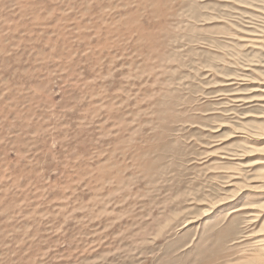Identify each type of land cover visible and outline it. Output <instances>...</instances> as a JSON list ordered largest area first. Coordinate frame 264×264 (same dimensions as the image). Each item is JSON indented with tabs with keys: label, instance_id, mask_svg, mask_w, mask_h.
<instances>
[{
	"label": "rangeland",
	"instance_id": "rangeland-1",
	"mask_svg": "<svg viewBox=\"0 0 264 264\" xmlns=\"http://www.w3.org/2000/svg\"><path fill=\"white\" fill-rule=\"evenodd\" d=\"M0 264H264V0H0Z\"/></svg>",
	"mask_w": 264,
	"mask_h": 264
}]
</instances>
